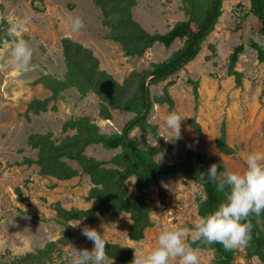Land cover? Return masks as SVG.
<instances>
[{"label": "rangeland", "instance_id": "374dc122", "mask_svg": "<svg viewBox=\"0 0 264 264\" xmlns=\"http://www.w3.org/2000/svg\"><path fill=\"white\" fill-rule=\"evenodd\" d=\"M122 6L126 0H112ZM196 7L207 8L208 0H194ZM134 19L149 33H167L178 22L188 19L185 0H132ZM25 15L31 17L28 40L33 57L27 71H16L7 64V50L0 52V264L22 258L27 253H38L50 243L58 242L65 229L57 223V205L66 210H88L97 206L89 200L94 187L90 176L83 174L76 161L63 159L79 175L71 180L40 175L37 165L28 166L26 159L37 160L39 150L31 146L37 136L52 134L55 144L77 134L76 130L63 131L70 121L89 118L101 133H120L134 114L121 110L112 111V120L99 117L100 99L94 93L82 97L76 89L67 90L57 102V111L35 115L28 111L34 100H45L51 92L37 81L46 76L59 79L66 74L61 41L69 38L91 49L101 62V69L123 81L134 71L149 69L152 64L168 60L183 46L177 41L166 49L157 43L142 58L126 57L120 44L106 38L110 28L103 26V14L95 0H0V24L10 23ZM79 16L85 27L79 32L71 28V21ZM254 19L248 0H225L223 14L215 32L203 44L196 60L175 81L169 91L175 101L174 110L167 105L154 104L149 123L157 127L156 134L135 129L130 137L143 149L151 148L155 159L163 164L179 163L187 150L206 153L227 171L242 173L247 156L253 151L264 152V64L251 49L255 41L264 48V36L253 31ZM6 41V40H4ZM3 41V42H4ZM245 45L237 70L244 74L243 88H238L233 77H228L229 57L234 48ZM2 45V43L0 44ZM188 79L199 82L200 103L195 112L193 87ZM167 82L151 86L153 100L163 95ZM177 112L184 119L180 130L170 129L166 118ZM196 117L203 129L199 135L188 121ZM226 122L228 145L234 150L231 156L223 155L216 148L222 123ZM119 151H107L93 145L85 151L86 159L110 161ZM107 168H113L109 165ZM128 195L138 196L136 180L127 181ZM150 206L152 226L145 231V238L133 242L128 238L132 225L131 216L122 213L97 216L93 223L82 220L80 228H71L72 238L59 244L45 264H71L76 250H91L93 243L81 230L84 226L95 228L106 243L148 252L157 246L158 236L165 229H189L201 218L198 200L205 198L203 189L178 174L161 178L149 185L144 192ZM199 248L200 264H213L215 251L207 244ZM246 246L237 248L233 264H263L257 258L250 263ZM105 264H121L108 258ZM173 264H178L174 261Z\"/></svg>", "mask_w": 264, "mask_h": 264}, {"label": "trees", "instance_id": "16d2710c", "mask_svg": "<svg viewBox=\"0 0 264 264\" xmlns=\"http://www.w3.org/2000/svg\"><path fill=\"white\" fill-rule=\"evenodd\" d=\"M225 0H208L207 8L196 7L194 0H185L188 19L176 23L167 33L151 34L146 31L133 17V2L126 0L112 3V0H95L103 14L102 24L110 28L106 38L121 45L126 57L142 58L146 52L159 43L170 49L175 42L183 41V46L175 51L168 60L154 63L149 69L132 72L123 83L118 82L113 75L102 70L100 60L94 52L69 38L61 41L63 57L66 65L64 78L59 79L51 75L43 77L37 84L43 85L51 92L45 100L34 99L28 105V113L39 115L47 112L51 103L52 111H57V102L69 89H76L82 97L94 93L100 99L99 117L112 120V111L121 110L134 114V118L127 123L122 132L114 134L101 133L100 128L89 118L70 121L63 127V131L76 130L77 134L66 138L60 144H55L52 134L39 135L31 141V146L39 150L37 160L26 159L28 166L37 165L41 176L55 177L59 180H71L79 175V171L72 169L63 159L79 163L83 174L90 176L93 188L88 199L95 200L97 206L88 210H66L57 205V223L65 229L63 237L58 242L50 243L44 250L34 254L27 253L22 258L3 264H45L59 244H67L72 238L69 227L71 220H87L93 223L97 216L112 214L114 217L127 213L131 216L132 225L128 230V238L133 242H140L145 238V231L152 226L150 220L151 208L145 199V189L158 183L161 178L182 175L186 179L200 186L205 198L198 200L200 217L213 212L226 196L219 193L215 186L200 179L201 173L207 172L212 164H217L220 171H227L225 165L218 164L206 153L187 150L183 159L176 164L168 165L158 162L153 149H143L137 141L130 137L135 129L156 134L158 129L149 123V117L154 104L167 105L174 110L175 101L169 89L194 62L202 51L203 44L215 32L216 26L223 14ZM250 13L253 16V31L264 36V0H248ZM8 40V24H0V44ZM251 49L257 53L260 64H264V48L257 42H251ZM245 45L236 46L229 57L227 68L228 77H233L238 88H243L244 74L237 70L240 57L245 53ZM167 82L163 88V95L153 100L151 86ZM193 87L195 112L200 103L199 82L188 79ZM189 127L199 135L203 129L196 117L188 121ZM93 145H101L107 151H119L110 161H95L86 159L85 151ZM216 148L225 156L234 154L228 145V130L226 122L222 123L220 136L216 141ZM113 168H107V166ZM136 180L138 196L128 195L127 181ZM253 224L251 239L246 245L247 260L252 263L258 259L264 264V214L249 218ZM192 247H204L203 241L191 243ZM215 251L213 264H233L237 249L227 251L220 244H207ZM108 258L117 260L121 264H131L134 259V249L117 244L107 243Z\"/></svg>", "mask_w": 264, "mask_h": 264}, {"label": "clouds", "instance_id": "9594fccd", "mask_svg": "<svg viewBox=\"0 0 264 264\" xmlns=\"http://www.w3.org/2000/svg\"><path fill=\"white\" fill-rule=\"evenodd\" d=\"M31 17L25 15L10 23L8 40L0 45V52L7 50V64L16 71H27L31 65L33 49L23 34L28 31ZM85 27L81 17L71 21V28L79 32ZM184 118L173 111L167 115L166 125L176 130L181 127ZM246 169L242 173L220 171L212 164L200 179L215 186L225 199L207 216L201 217L191 234V241H203L207 244H220L227 251L246 246L253 230L251 216L264 214V152L253 151L247 156ZM81 220L69 221L73 228L81 227ZM81 234L93 243L91 250H76L71 264H105L108 259L106 240L95 228L84 226ZM189 229L177 227L165 229L158 236L157 246L145 252L143 248L134 249L131 264H200L199 248L192 247L186 240Z\"/></svg>", "mask_w": 264, "mask_h": 264}]
</instances>
